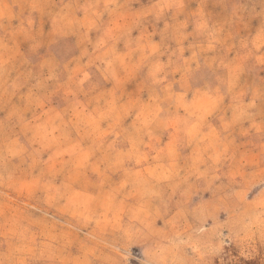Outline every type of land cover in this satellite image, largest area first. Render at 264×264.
<instances>
[{"label":"clouds","instance_id":"clouds-1","mask_svg":"<svg viewBox=\"0 0 264 264\" xmlns=\"http://www.w3.org/2000/svg\"><path fill=\"white\" fill-rule=\"evenodd\" d=\"M0 264H264V0H0Z\"/></svg>","mask_w":264,"mask_h":264}]
</instances>
